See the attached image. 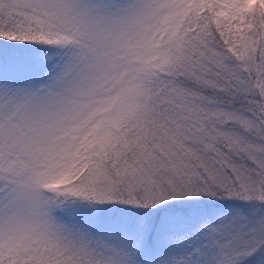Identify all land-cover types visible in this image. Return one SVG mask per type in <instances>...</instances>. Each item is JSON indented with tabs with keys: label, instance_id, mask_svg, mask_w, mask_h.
I'll use <instances>...</instances> for the list:
<instances>
[{
	"label": "snow or ice",
	"instance_id": "obj_1",
	"mask_svg": "<svg viewBox=\"0 0 264 264\" xmlns=\"http://www.w3.org/2000/svg\"><path fill=\"white\" fill-rule=\"evenodd\" d=\"M0 264H264V0H0Z\"/></svg>",
	"mask_w": 264,
	"mask_h": 264
}]
</instances>
